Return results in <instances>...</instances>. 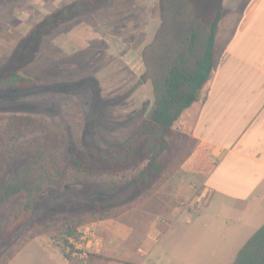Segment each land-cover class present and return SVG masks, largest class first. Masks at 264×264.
Returning <instances> with one entry per match:
<instances>
[{
  "label": "rangeland",
  "instance_id": "1",
  "mask_svg": "<svg viewBox=\"0 0 264 264\" xmlns=\"http://www.w3.org/2000/svg\"><path fill=\"white\" fill-rule=\"evenodd\" d=\"M79 1L0 0V77L19 67L22 75L46 85L0 89V178L21 169L37 143L56 148L62 166L57 182L44 184L33 197L30 219L8 236L2 234L15 221L17 199L0 204V264H53L42 253V242L62 253L60 231L32 237L30 222H62L111 208L113 216L91 221L105 234L102 226L112 229L116 217L140 198V188L126 182L136 170L73 178L63 155L93 146L106 157L104 163L124 165L135 126L154 105V80L165 75L172 56L187 49L191 32L197 34L188 54L193 67L220 3L103 0L88 12L74 9ZM181 116L169 139L176 153L190 136V123ZM118 182L123 184L111 190ZM160 186L154 196L164 195Z\"/></svg>",
  "mask_w": 264,
  "mask_h": 264
},
{
  "label": "crops",
  "instance_id": "2",
  "mask_svg": "<svg viewBox=\"0 0 264 264\" xmlns=\"http://www.w3.org/2000/svg\"><path fill=\"white\" fill-rule=\"evenodd\" d=\"M219 6L206 99L181 116L196 140L191 154L160 186L162 197L128 206L112 229L102 226L105 234L88 224L101 240L99 251L81 259L42 242L53 264H232L263 225L264 0ZM186 202L203 205L190 209Z\"/></svg>",
  "mask_w": 264,
  "mask_h": 264
},
{
  "label": "trees",
  "instance_id": "3",
  "mask_svg": "<svg viewBox=\"0 0 264 264\" xmlns=\"http://www.w3.org/2000/svg\"><path fill=\"white\" fill-rule=\"evenodd\" d=\"M103 0H81L74 4L76 11H96ZM222 16L219 6L207 23V33L202 44L201 54L195 59L193 67L189 68L188 54L192 53L197 34L191 32L186 50L178 51L171 58L165 75L154 80L155 101L147 118L135 126V136L124 149L126 162L124 165L104 163L106 157L93 146H85L78 151L66 152L63 164L71 168L73 178L87 175H114L120 171L134 169L131 179L141 190V196L133 204L141 202L154 194L166 178L176 172L191 154L195 138H186L179 153L173 149L170 138L174 136L173 128L182 113L196 101H205L201 97L202 90L211 79L215 66L214 42L218 22ZM45 87L38 80L21 74L16 67L0 77V89H31ZM43 129V124L40 125ZM37 131V130H35ZM41 136V135H40ZM156 137L155 143L144 149V144ZM38 141V140H37ZM47 143H37L25 165L10 176L0 178V204L4 205L17 199L14 209V223L3 236L18 231L30 217L31 201L44 184L56 183L62 166L58 161L56 148ZM136 154L134 156V152ZM138 152V154H137ZM123 156V157H124ZM148 180L144 182V178ZM123 183L118 182L111 190H117ZM111 208L97 209L90 216L80 215L76 219L62 222H30L32 237L60 231L63 242L67 237L74 236L79 226L92 223L93 220H104L113 216ZM232 264H264V223L239 249Z\"/></svg>",
  "mask_w": 264,
  "mask_h": 264
},
{
  "label": "built area",
  "instance_id": "4",
  "mask_svg": "<svg viewBox=\"0 0 264 264\" xmlns=\"http://www.w3.org/2000/svg\"><path fill=\"white\" fill-rule=\"evenodd\" d=\"M202 205V202L187 203V206L192 209L199 208ZM64 247L67 252L79 255L81 259H85L88 255L99 251L101 240L95 233L92 225H83L77 228L74 236L67 237Z\"/></svg>",
  "mask_w": 264,
  "mask_h": 264
}]
</instances>
